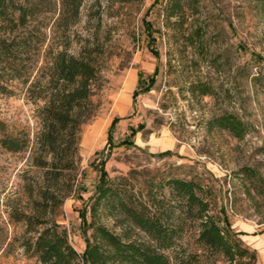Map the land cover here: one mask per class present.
I'll return each mask as SVG.
<instances>
[{
	"label": "rangeland",
	"instance_id": "374dc122",
	"mask_svg": "<svg viewBox=\"0 0 264 264\" xmlns=\"http://www.w3.org/2000/svg\"><path fill=\"white\" fill-rule=\"evenodd\" d=\"M167 3L84 0L75 25L65 32L52 34L51 24L45 30L42 48L54 43L71 55L88 56L99 76L92 116L78 134L73 191L49 217L82 255L100 170L105 179L122 178L141 194L167 178L184 179L210 192L219 226L226 227L225 218L255 252L254 264H264V0H181L182 11L170 21ZM139 72L144 79L155 73L154 83L132 101ZM198 87L209 95L192 94ZM9 89L0 95V140L27 139L29 145L19 153L0 147V264H40L24 253V225L10 214L27 210L25 188L41 183L30 147L40 130L42 102L29 100L18 80ZM223 113L246 125L242 139L207 129L206 122ZM138 126L134 145L112 147ZM245 169L255 177L247 179ZM100 221L120 233L112 221ZM202 259L213 264L208 255Z\"/></svg>",
	"mask_w": 264,
	"mask_h": 264
},
{
	"label": "trees",
	"instance_id": "16d2710c",
	"mask_svg": "<svg viewBox=\"0 0 264 264\" xmlns=\"http://www.w3.org/2000/svg\"><path fill=\"white\" fill-rule=\"evenodd\" d=\"M83 1L0 0V95L10 94L9 83L18 80L26 86L29 100L42 102L38 109L40 130L30 147L41 183L25 188L27 210L10 214L24 225V253L40 264H204L202 257L207 255L213 258V264L217 256L226 264H254L255 252L229 230L225 218L226 227L219 226L220 219L213 214L209 201L210 192L184 179L167 178L141 194L133 192L122 178L105 179V172L100 170L89 208L87 229L91 234L82 255L69 244L66 231L50 219L73 191L78 134L92 116L91 97L99 76L88 56L71 55L64 45L42 46L50 24L53 34L77 23ZM181 11V0H168L166 20L175 19ZM39 58L42 61L37 67ZM154 77L155 73L144 79L138 73L133 100L150 90ZM208 91L198 87L191 93L204 97ZM117 121L114 118L108 130L109 147ZM206 127L227 132L235 139H242L247 131L246 125L231 113L212 117ZM141 129L131 128L128 138L112 147L134 145L132 138ZM28 145L27 139L0 140V147L10 153L25 151ZM244 175L247 179L255 177L250 169H245ZM101 219L112 221L120 233L107 228ZM136 235H142L141 239Z\"/></svg>",
	"mask_w": 264,
	"mask_h": 264
},
{
	"label": "crops",
	"instance_id": "0c3cea01",
	"mask_svg": "<svg viewBox=\"0 0 264 264\" xmlns=\"http://www.w3.org/2000/svg\"><path fill=\"white\" fill-rule=\"evenodd\" d=\"M137 85H138V73H137ZM136 88H137V86H136ZM134 91H135V90H134ZM134 91H133V92H134ZM132 95H133V93H132ZM132 101H133V98H132ZM111 123H112V122H111ZM137 133H138V132H137ZM137 133H136V134H137ZM133 143H134V142H133Z\"/></svg>",
	"mask_w": 264,
	"mask_h": 264
}]
</instances>
